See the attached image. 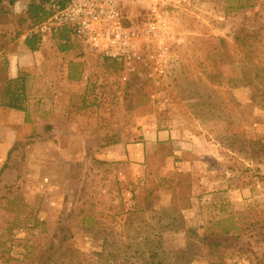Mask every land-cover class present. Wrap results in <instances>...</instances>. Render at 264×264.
Masks as SVG:
<instances>
[{"label": "rangeland", "instance_id": "rangeland-1", "mask_svg": "<svg viewBox=\"0 0 264 264\" xmlns=\"http://www.w3.org/2000/svg\"><path fill=\"white\" fill-rule=\"evenodd\" d=\"M152 5L175 37L166 73L50 22L24 91L0 56V264H264V0L127 3L126 24Z\"/></svg>", "mask_w": 264, "mask_h": 264}, {"label": "built area", "instance_id": "built-area-1", "mask_svg": "<svg viewBox=\"0 0 264 264\" xmlns=\"http://www.w3.org/2000/svg\"><path fill=\"white\" fill-rule=\"evenodd\" d=\"M151 1L73 0L49 22L67 30L103 59L121 63L127 72L163 74L173 59L175 37L157 5L150 6L151 15L143 26L126 24L127 3L140 5Z\"/></svg>", "mask_w": 264, "mask_h": 264}, {"label": "crops", "instance_id": "crops-1", "mask_svg": "<svg viewBox=\"0 0 264 264\" xmlns=\"http://www.w3.org/2000/svg\"><path fill=\"white\" fill-rule=\"evenodd\" d=\"M31 4V0H0V41L2 39H7L9 38V35L11 36V32H15V34L19 31H21V27L25 26L26 29H24L22 32L24 33V35L21 38H17V40H15L14 38H16V35L14 37H12V41H18L19 43V48H17V50L15 49V45L9 47V48H3L0 45V56L1 57H7L8 59V68L6 67V69H8L9 72V79L10 80H16L19 75L22 76L24 75V72H38L39 69L43 68L42 66V62L40 60L39 57V51L37 52H32L30 51L26 45H25V39L27 37L32 36L34 33H41L43 32V26L35 28V29H29L27 27V24L21 25L20 24V20L21 19H26L28 18V9L29 6ZM9 20H17L18 22H15L16 24V28L17 31L16 32V28H13L14 25L11 24V26L7 25V19ZM13 28V29H10ZM41 30V31H40ZM10 32V33H9ZM67 33H69L68 31H66ZM7 62V61H6ZM22 78V77H21ZM15 130L12 129V137L14 135ZM172 132L171 131H157L155 132L154 135H152L155 138V144L158 142H166V141H172L174 140V137L172 136ZM173 145H176V142H173ZM144 149H145V145H141V147L139 146V148L136 149H130L132 150V153H134L132 157L133 161H138V162H144V159L146 158V154L144 153ZM142 150V154L141 151ZM198 151H195L194 154L197 155ZM181 155L182 153H176L175 155ZM196 159H198V157H196ZM199 159H202L199 157ZM177 166L178 165H182L183 167H187L186 166V162H181V163H176ZM191 169H192V164L190 163ZM198 172V171H197ZM212 173V172H209ZM191 174L193 176H195V171H191ZM197 177L200 175H196ZM198 179V178H197ZM209 183H213L212 186H214V189H211L210 192H213L214 190H218L221 189L220 184L214 183V182H208V183H202L200 182L197 185V188L200 187V189L202 187H206L209 185ZM212 188V187H211ZM239 191V190H238ZM231 194V192H229ZM239 195V193H237ZM236 194V195H237ZM218 194H210L207 198V196L205 198H207V200H214L217 198ZM215 205H212V207H214Z\"/></svg>", "mask_w": 264, "mask_h": 264}, {"label": "trees", "instance_id": "trees-1", "mask_svg": "<svg viewBox=\"0 0 264 264\" xmlns=\"http://www.w3.org/2000/svg\"><path fill=\"white\" fill-rule=\"evenodd\" d=\"M73 0H57V1H52L49 0L47 2L46 0H31V4L28 9V18L26 19H21L19 22L21 25L27 24V27L29 29H35L38 27L43 26L45 23H48L50 19L53 17V15L60 11L65 9L67 6H69L72 3ZM49 6V7H48ZM24 35L22 31H19L16 33L17 38H21ZM42 43V35L41 33H34L32 36L27 37L25 39V45L26 47L32 51V52H37L39 51V47L41 46ZM10 83H22L21 84V90L24 91L25 89V81L24 78H18L16 80H10ZM14 88V86H12ZM19 90H14L9 91L7 94L11 96L10 102L8 103V107L10 109L20 111V112H25V109L22 107L23 100L22 96L18 92ZM24 94V93H22ZM177 216L174 217V220H178L176 218Z\"/></svg>", "mask_w": 264, "mask_h": 264}]
</instances>
